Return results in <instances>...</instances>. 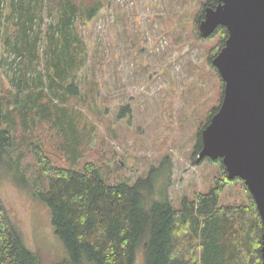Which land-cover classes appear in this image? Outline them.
<instances>
[{
	"label": "rangeland",
	"instance_id": "obj_1",
	"mask_svg": "<svg viewBox=\"0 0 264 264\" xmlns=\"http://www.w3.org/2000/svg\"><path fill=\"white\" fill-rule=\"evenodd\" d=\"M208 1L35 0L30 45L20 51L15 36L26 13L16 24L19 1L0 0V118L12 142L0 198L40 264L69 257L40 198L46 185L38 149L52 165L77 173L94 164L109 185L147 178L154 203L177 207L213 186L220 166L193 155L200 125L218 106L219 77L207 62L215 38L199 41L198 25L194 33ZM57 56L81 63L63 90L50 84ZM247 198L233 184L219 202ZM135 264H143L139 251Z\"/></svg>",
	"mask_w": 264,
	"mask_h": 264
},
{
	"label": "trees",
	"instance_id": "obj_2",
	"mask_svg": "<svg viewBox=\"0 0 264 264\" xmlns=\"http://www.w3.org/2000/svg\"><path fill=\"white\" fill-rule=\"evenodd\" d=\"M18 1L19 17L15 23L23 12L26 16L22 32L15 40H19L18 46L23 51L30 45L29 13L36 2L27 0L29 7H24L25 0ZM216 5L217 0H209L197 11L194 33L203 19L204 9ZM62 6L73 13L71 1ZM195 35L201 42L215 38L207 52L208 63L227 38L224 28L207 39ZM34 41L37 42L36 36ZM50 65L57 80L52 81V78L50 84L63 90L68 79L76 78L81 63L77 64L74 57L57 56ZM223 87L219 77L218 106L200 125L193 155L201 149V131L217 112ZM11 145V137L0 118V169L11 161L8 154ZM37 156V171L46 185V192L40 198L50 210L54 233L69 257L60 264H135L138 251L143 264H262L260 216L243 182L227 179L220 159L208 161L220 166L213 186L206 192L184 196L181 203L173 207L170 203L150 200L147 178H138L134 184L109 185L102 181L94 164H85L83 171L77 173L52 165L41 149ZM233 184L240 185L248 195L247 201L220 205L221 192ZM0 264H40L37 256L24 247L1 198Z\"/></svg>",
	"mask_w": 264,
	"mask_h": 264
},
{
	"label": "water",
	"instance_id": "obj_3",
	"mask_svg": "<svg viewBox=\"0 0 264 264\" xmlns=\"http://www.w3.org/2000/svg\"><path fill=\"white\" fill-rule=\"evenodd\" d=\"M224 28V46L211 60L223 82L217 112L201 131L196 162L220 159L228 180L239 179L262 222L264 264V0H217L206 7L201 39Z\"/></svg>",
	"mask_w": 264,
	"mask_h": 264
}]
</instances>
